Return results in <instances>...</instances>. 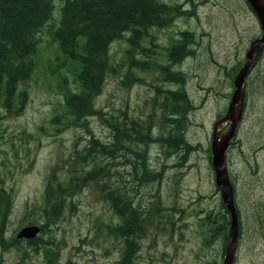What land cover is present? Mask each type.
I'll list each match as a JSON object with an SVG mask.
<instances>
[{
	"label": "rangeland",
	"instance_id": "rangeland-1",
	"mask_svg": "<svg viewBox=\"0 0 264 264\" xmlns=\"http://www.w3.org/2000/svg\"><path fill=\"white\" fill-rule=\"evenodd\" d=\"M165 1L189 11L163 28H149L140 40L150 68L132 69L137 81L122 84L127 65L125 39L130 34L122 32L109 45L114 71L105 75L93 104L104 116L114 119H120L122 111L140 120L153 118V136L166 131L164 123L159 127L157 104L152 103L154 86H175L160 80L157 66L166 64L167 49L179 33L191 32L188 48L192 53L172 69L184 74L183 86L194 105L187 114L185 129L194 149L177 158L165 154L157 144L150 145L148 166L153 171L162 169L161 176L157 180L146 178L127 195L144 209L155 199L159 206L173 209L163 211L165 216L161 218L157 213L150 216V225L137 239L139 247L132 264H220L222 242L219 238L207 241V226L203 224L206 215L209 220L217 219L221 209L208 149L213 123L225 113L233 92V77L244 61L248 43L260 31L245 0ZM57 11L59 16L55 6L53 21ZM36 37L35 67L22 84L27 101L18 114L0 112V189L5 195L3 203L8 205L4 219H0V264H115L121 243L106 232L104 225L117 219L91 184L71 198L72 207L64 209L58 221L48 224L42 233L38 230L42 193L50 172L53 170L57 179H66L65 162L73 151L86 146L90 137L108 142L110 131L95 115L86 118L88 131L68 125L63 112V85L70 91L79 89L71 80L76 64L64 58L57 43L49 38L47 27ZM259 56L244 78L243 116L228 141L227 158L224 154L238 209L233 264H264V47ZM135 58L146 57L136 53ZM227 126L222 123L219 133ZM119 162L116 156L112 162L116 171L110 179L118 189L117 172L129 170ZM226 216L229 220L228 212ZM29 226L38 230L32 237H16L21 228ZM38 237L41 241L27 244V239Z\"/></svg>",
	"mask_w": 264,
	"mask_h": 264
},
{
	"label": "trees",
	"instance_id": "trees-1",
	"mask_svg": "<svg viewBox=\"0 0 264 264\" xmlns=\"http://www.w3.org/2000/svg\"><path fill=\"white\" fill-rule=\"evenodd\" d=\"M55 6L59 16L57 11L53 21ZM188 11L180 8V4L165 0H0V112L18 114L26 103L27 94L22 84L30 78L35 67L36 35L45 26L49 38L57 43L64 58L76 64L71 80L79 89L70 91L63 85V112L68 125L88 131L86 118L95 115L110 131L108 142L90 137L86 146L73 151L65 162L66 179H57L53 170L50 172L42 193L40 222L37 223L41 233L48 224L62 217L64 209L72 207L70 200L76 193L91 184L117 219V222L104 225L106 232L121 243L120 256L115 264H132L139 247L137 239L144 234L146 225H150V216L157 213L161 218L165 216L163 211L173 209L159 206L157 199L151 200V206L144 209L132 203L127 194L146 178L157 180L161 176L162 169L153 171L148 166L150 145L157 144L164 153L166 151L165 154L176 157L194 149L185 137L187 114L194 105L183 86L184 74L172 69L175 63L192 53L188 48L192 41L191 32H180L178 39L167 49L166 64L157 66L160 80L175 86H154L152 103L157 104L159 127L164 123L168 127L166 131L153 136V118L140 120L128 117L124 111L120 119L104 116L94 107L93 99L100 92L105 75L114 71L108 54L113 40L120 38L122 32L130 33L125 39L127 65L122 84L137 81L132 69L145 71L150 68L149 56L139 44L148 29L163 28ZM263 47L257 53L256 61ZM136 53L146 58L136 59ZM116 156L120 158V165L129 168L124 174L117 172L119 189L110 182L116 171L112 167ZM128 186L131 188L127 189ZM2 196L5 195L0 189V219H4L8 210ZM219 206L222 210L217 213L218 218L212 221L206 215L207 222L203 224L207 226V241L219 238L224 246L229 220L221 201ZM159 223L160 220L155 223L156 229ZM27 241L33 245L41 239Z\"/></svg>",
	"mask_w": 264,
	"mask_h": 264
},
{
	"label": "water",
	"instance_id": "water-1",
	"mask_svg": "<svg viewBox=\"0 0 264 264\" xmlns=\"http://www.w3.org/2000/svg\"><path fill=\"white\" fill-rule=\"evenodd\" d=\"M252 11L259 27L260 35L250 40L244 53V61L233 77V92L230 96L225 113L218 118L212 126L209 145L210 166L213 171V182L219 192L220 201L229 214V229L223 246L222 261L220 264H232L236 248L238 222L234 206L233 191L230 184L224 151L228 141L232 138L234 130L241 119L244 78L255 64L257 53L264 46V0H245ZM228 123L226 130L220 134L218 127ZM37 231L36 226L21 228L16 237L30 238Z\"/></svg>",
	"mask_w": 264,
	"mask_h": 264
},
{
	"label": "flooded vegetation",
	"instance_id": "flooded-vegetation-1",
	"mask_svg": "<svg viewBox=\"0 0 264 264\" xmlns=\"http://www.w3.org/2000/svg\"><path fill=\"white\" fill-rule=\"evenodd\" d=\"M244 85H245V80H244V84H243V92H244V94L246 95V91H245V89H244ZM245 95H244V97H245ZM244 110H243V108H242V112H243ZM241 112V117L243 116V113ZM221 117V115L220 116H218L217 117V119L218 118H220ZM240 122V121H239ZM239 124V123H238ZM238 124H237V126H236V128H235V130H234V132H236V129H237V127H238ZM229 146H227L226 147V149H225V151L227 150V148H228ZM225 151H224V154H225V157L227 158V156H226V153H225ZM228 175V174H227ZM231 184V183H230ZM232 186V185H231ZM232 191H233V188H232ZM218 192V191H217ZM233 196H234V192H233ZM219 199H220V196H219ZM234 200V199H233ZM234 206H235V210H236V213H237V206L235 205V202H234ZM228 212V211H227ZM238 214V213H237ZM257 232H258V230H257ZM238 234V233H237ZM26 242H27V244H28V241L26 240ZM237 242V241H236ZM224 243V242H223ZM222 246H223V244H222ZM222 255H223V248H222ZM220 256H221V253H220ZM233 264V263H232Z\"/></svg>",
	"mask_w": 264,
	"mask_h": 264
}]
</instances>
